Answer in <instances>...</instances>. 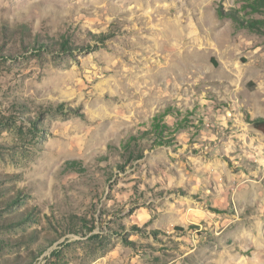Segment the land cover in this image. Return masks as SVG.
Masks as SVG:
<instances>
[{"label":"rangeland","instance_id":"1","mask_svg":"<svg viewBox=\"0 0 264 264\" xmlns=\"http://www.w3.org/2000/svg\"><path fill=\"white\" fill-rule=\"evenodd\" d=\"M222 8L0 0V264H264V36Z\"/></svg>","mask_w":264,"mask_h":264},{"label":"trees","instance_id":"2","mask_svg":"<svg viewBox=\"0 0 264 264\" xmlns=\"http://www.w3.org/2000/svg\"><path fill=\"white\" fill-rule=\"evenodd\" d=\"M235 5L237 8L219 9V17L232 20L238 29L264 36V0H235ZM168 114L166 111L153 119L151 132L157 139H161L165 134L172 136L184 128L182 123H177L174 131L164 120ZM248 120L257 130L264 133L263 118L251 120L248 117Z\"/></svg>","mask_w":264,"mask_h":264}]
</instances>
